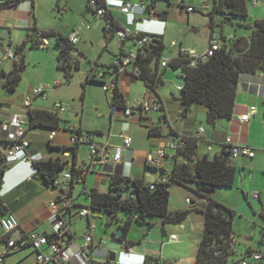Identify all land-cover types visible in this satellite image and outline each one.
<instances>
[{"label": "crops", "instance_id": "obj_1", "mask_svg": "<svg viewBox=\"0 0 264 264\" xmlns=\"http://www.w3.org/2000/svg\"><path fill=\"white\" fill-rule=\"evenodd\" d=\"M109 1L116 4L117 2L124 0ZM129 1L133 5L144 6L143 11H139V9L135 10L137 13L136 23L141 26L138 27V25H136L132 28L138 27L147 32L158 34L164 32L165 34L166 21L159 19L156 12L153 13V16L155 15L156 17L154 18L152 16L151 22L148 18H143V16L146 15V8L150 6L149 4L145 1L140 3H133V0ZM183 3L182 0L181 4ZM61 4V0H59L57 2L59 9H61ZM66 6H70L69 3H66ZM38 9L39 4L37 3V0H21L18 3L10 2L8 5L0 9V58L5 54L9 47L23 44L33 33V29H39ZM119 11L120 10L116 7L111 9L116 21L120 23L121 26H126L128 24V18L123 16V19H119L117 17ZM67 12L68 9L65 7L64 13ZM94 16L98 27L102 26V23H100V20L95 14ZM82 17H85L86 20L90 21L89 18H87V14L84 12ZM159 21L164 23L160 24L158 23ZM74 30L76 29H73L69 34L64 35L60 31L43 29V31H56L66 37L70 36ZM18 33L19 35L21 33V36L19 37V43L15 45L14 37L15 34ZM104 34L107 38L109 37V40L112 39L107 32L104 31ZM7 36L10 41L5 48L6 44L4 40ZM213 36L215 37L214 32ZM80 42L81 37L75 48H78ZM120 45V53L115 55L114 61L109 65L115 62L117 57L121 54L122 48H124L125 52L134 49V43L132 41H127L124 46H122L121 43ZM16 61L17 58L15 61H5L0 65L1 82L5 81L7 76L15 71ZM12 63H15V66L14 64L11 65ZM137 81L139 80L130 77L128 74H123L119 78L118 85L127 100L142 99L147 96L160 99L163 102V110L160 112L162 113L160 118L156 116V113L148 119L140 117L127 119L124 117L121 110H114L110 103V123H107L106 121L91 123L90 120L83 116L80 119V125L76 127L83 134H92L94 142L101 147H108L109 151L114 147L123 146L124 136L132 138L131 147L124 150L122 160L117 165L112 161L106 165L100 163L91 156L87 145L72 146V133L67 126L60 125V129L56 131V137L52 141L50 140V134L52 133L51 130L41 128L30 129L28 126L26 138L31 142V148L27 150L28 156L32 157L41 154L43 161L61 160L66 165L65 169L59 176V179L61 180V188L47 185L42 176L34 169L33 163L18 161L5 165V176L3 177L4 183L0 192V197L4 201L5 207L3 210H0V221L8 214H13L17 218L19 228L12 234L13 238L28 233L53 235L57 215L54 214L53 209L51 208V203L56 201L63 191L71 193L75 206L85 207V205L90 206L88 193L92 189H97L102 193H108L110 191V182L113 177H122L130 180L139 179L144 180L148 184H154L167 178L162 172L148 169L146 167V160L151 152L165 145L169 138H176V135L181 134L182 136L192 139H196L197 137L199 154L201 156L207 154L210 158H213L211 157L212 152H215L214 156L221 154L224 141L227 137H231L237 144L248 146L256 150L257 155L253 159L240 158L233 160V162L237 161V163H234L237 168L249 167L253 165L254 161L259 157L264 158V150L256 149L257 147L264 148L263 73L244 72L240 75L238 95L233 117L230 120H220L215 128L209 126L210 129L207 128V124L204 123V121L200 120L201 117H205L201 108L193 110V112L189 113L187 116H184L183 114L181 115V118L184 119V121L181 122V129L177 125H172L170 123V111L167 109L166 103L160 97L158 91L157 94H154L146 87L143 95L134 94L132 84ZM18 88L15 92L7 94L6 97L0 99L2 105L0 108V123H7L15 114L25 112V99L28 98L29 95L27 97H25L26 95L24 97L21 95L18 96ZM33 89H31L30 94ZM112 97L113 95L111 96V100ZM40 99L44 102H38ZM48 101L49 95L48 100L34 98L31 103V109L53 111L54 104L49 105V103H47ZM252 107L256 108V114L252 117L250 122L243 123L241 117L247 114ZM108 114L109 112L106 116ZM103 118L104 116L102 119ZM259 125H261V132H259V134H261L262 137V145L259 144L256 139L254 140V134ZM151 128L159 129L161 136H151L149 133ZM199 128H204L205 133L203 136L198 137ZM1 142L2 140H0V158L3 157L4 153L7 151V149L4 151L1 149V145L5 144ZM175 155L176 152L171 151L170 157L163 162L164 171L167 173L169 170H173L174 165L176 164ZM181 161L183 160L181 159ZM2 167L4 166L2 165ZM68 172L72 174V179L69 181L63 180L64 174ZM70 186H73L72 190ZM80 187H82V190L78 192ZM84 194H86V201H82L80 198ZM246 196L247 200H250L252 194ZM187 200L191 201L189 198H187ZM59 209V217L66 221L74 237L73 242L67 246L68 252L71 255L80 252V247L84 244V235L89 224H95L96 229L92 249L89 255H87V258L96 264H141L144 259L150 262H155L154 264H178L179 261H181V256L183 254L181 251L185 249V247L188 246L187 243H189L185 241V239H181L175 233V230L169 228L167 224H163L161 227L160 224L162 221L160 219H149L146 225L133 224L127 238L123 240L118 238L116 233L118 229L123 227L127 219L124 214H119L117 220L110 221L108 216L103 212H94L88 218H82L78 215V209L76 207L66 210L63 205L59 204ZM179 228L181 230L188 229L184 224H181ZM191 232L192 234L195 233L194 230H191ZM171 236H177L178 241L172 242L170 239ZM6 239L7 238L0 224V254H7L4 264H20L22 262H26V264H38L37 252L35 249L27 246L24 249L10 251ZM200 240L201 237L199 242ZM61 243L64 244L62 241ZM29 249H32L33 253H24ZM251 250L255 249L249 248L242 255V258H245V255ZM237 251L238 247L236 253ZM42 252L48 254L46 248H43ZM111 253L116 254V260L114 262L109 261ZM242 258L240 260H242ZM72 264L80 263L77 259H74Z\"/></svg>", "mask_w": 264, "mask_h": 264}, {"label": "trees", "instance_id": "obj_2", "mask_svg": "<svg viewBox=\"0 0 264 264\" xmlns=\"http://www.w3.org/2000/svg\"><path fill=\"white\" fill-rule=\"evenodd\" d=\"M5 1L6 3L3 7L10 2L18 3L21 0ZM107 1L98 0L97 9L108 11L107 16L111 20L112 29H105V32L111 38H115L116 31L122 29V26L116 21L112 12H109ZM248 3H250V0L213 1L214 13L224 15L225 21L239 18L240 26L253 29L249 39L250 46L247 51H237V43L240 39L235 38L233 41H227V37L222 34L220 38L224 41L223 45L206 61H198L195 66H190L192 60L180 52L178 57L170 59L167 67L181 70V77L184 80L180 99L182 114L187 116L193 110L201 108L205 114V123L212 128H215L220 120H230L233 117L240 75L244 72L264 74V19L256 20L254 26H252L248 21ZM155 4L156 0H153L152 5L154 6ZM88 5L89 9L96 15L97 9L92 7L91 0ZM145 11L148 20H151L154 9L148 6ZM157 16L163 21L168 20V12H158ZM32 32L22 45L13 47L17 58L15 69L17 72L5 81H0V91L5 89L13 93L17 90L22 80V74L26 70L25 49L27 46L31 48L43 47L42 39L49 40L50 44L54 41L55 46L59 50L58 68L65 72L66 85L69 84L74 69L78 68L79 61L75 65L68 61V58L73 56L72 51L77 46L70 42L69 36H63L56 31H43L37 28L33 29ZM142 36L148 37L150 42L136 48L137 58L132 62L129 69L131 67H139L142 72L141 75H133V78L143 81L152 93L157 94L159 84L162 82V69H167L162 67V62L165 59L164 54L167 49L165 36L155 34H142ZM213 37L212 32L210 39ZM127 41H132L134 47H136L135 38H129ZM126 42L121 43L122 46ZM125 54L126 52L122 48L121 54L115 62ZM114 63L101 67L98 64L93 66L87 75L86 83L97 82L103 86L105 81L98 80L97 74L103 73L104 78L108 79L109 76L117 71ZM118 83L119 78L116 80V87L111 90L113 91L111 106L114 110L119 109L122 111L126 98L121 92ZM159 101L163 105L160 99ZM1 106L0 103V108ZM60 125L61 118L58 112L41 109H31L29 111L30 129L41 128L55 132L60 129ZM149 133L151 136H161V132L157 128H151ZM184 140L186 145L176 152V164L171 174L168 175L167 182L160 181L148 184L144 180L113 177L108 193H102L97 189H92L88 193L92 213L103 212L110 221L117 220L119 214L124 213L127 219L123 227H121V239L125 240L133 224L146 225L149 219L155 218L160 219L163 224L181 225L187 218L190 209L199 210L204 217V229L198 244L195 264H230V259L237 255L236 251L231 248V242L236 239L233 228L236 212L214 199L213 194L217 188L235 187L237 167L234 165L230 152L225 145H223L221 154L210 158L207 154L202 156L199 154L197 137L196 139L186 137ZM65 165L61 160L33 163L34 169L42 176L45 183L53 187H55L54 182L59 179L61 172L65 169ZM3 166L6 169V166ZM163 175L166 176L167 172L163 171ZM1 179L2 175L0 173V181ZM170 182L192 189L201 197L202 206L200 208L191 207L187 211H177L176 217H173L174 213L170 210V192L166 188ZM190 183L194 184L195 187L189 186L188 184ZM152 186H154V189L151 188ZM70 187L72 190L73 186ZM69 195L71 196L70 192ZM4 207V201L0 197V210H3ZM46 236L50 242L57 240L54 234ZM6 238L8 245V242L13 237L6 236ZM70 239H74L73 234ZM24 248H15L12 251ZM253 251L256 250L249 251L245 258H249ZM245 258H242V260ZM154 263L147 261V264Z\"/></svg>", "mask_w": 264, "mask_h": 264}, {"label": "rangeland", "instance_id": "obj_3", "mask_svg": "<svg viewBox=\"0 0 264 264\" xmlns=\"http://www.w3.org/2000/svg\"><path fill=\"white\" fill-rule=\"evenodd\" d=\"M58 1L37 0L39 4L38 27L41 30L60 31L64 35L69 34L73 29L78 30L82 28L80 32L81 42L78 48L72 51L73 57L79 61V66L74 69L70 82L66 85L65 72L58 68L59 50L55 46L54 41L51 42L50 47L31 48L27 46L25 49L26 70L22 74L18 96H30V91L34 87L48 85L50 90H48L49 101L47 103L53 105L59 102L66 108L65 112H58L62 126L78 127L80 119L83 116L90 120L91 123L98 121L110 123V103L113 91L107 93L101 84L97 82L86 83V81L87 75L93 66L96 64L100 67L106 66L114 61L115 55L120 53V42L116 37L109 40V37L105 36L104 24L98 27L93 11L89 9L88 0H61L63 4L60 5L62 10L57 6ZM142 1H145L154 9L153 13L168 12L166 32L164 34L167 46L164 54L165 59L178 57L181 47L195 50L199 54L205 53L208 49L212 32H214L215 38H220L224 34L226 37H235L236 39H250L253 32L252 28L240 26L239 18L225 21L224 15L214 13V0H183V4H181V0H156L154 6L152 5L153 0H133V3H140ZM66 3H69L70 6H66ZM65 7L68 9L67 13H64ZM189 7L196 9V11L189 13ZM248 9V21L252 26H254L256 20L264 19V4L255 7L251 3H248ZM83 12L87 14V18L90 21L82 17ZM117 15L119 19L124 18L121 11ZM147 17L146 13L143 18ZM20 36L21 33L20 35L19 33L15 34V45L19 43ZM9 41L8 36L5 37V48L9 44ZM173 42L176 43L175 47H171ZM13 64L15 66V63L11 65ZM59 83L62 85L58 86ZM183 85L184 80L181 77L180 69L174 70L171 67L162 69V82L159 84L158 93L170 111V123L177 125L180 129L181 122L184 119L181 118L180 99L182 92L178 91V87H182ZM132 86L135 95H143L146 90L145 83L140 80L134 82ZM7 94H10V92L5 89L1 90L0 99L6 97ZM38 102L44 101L40 99ZM108 112L109 114L106 116ZM161 115L162 113L156 114L158 118ZM103 116L104 118L102 119ZM200 120L205 123V117H201ZM207 128L210 129L208 125ZM260 128L261 125L256 129L254 140L256 139L262 145V137L259 134L261 132ZM1 149L4 151L7 149V146L5 144L1 145ZM256 149L264 150V148L258 147ZM214 153H211V157H214ZM233 163H237V161ZM171 172L172 170H169L166 176L168 177ZM188 185L192 186V188L195 187L191 183ZM166 188L170 192V210L173 213H176L178 210L187 211L191 207L200 208L202 206L203 201L201 197L192 189L173 182L167 184ZM81 190L82 187L78 189V192ZM253 192L259 193L261 199L254 200L251 197L250 200H247L246 195H251ZM80 198L82 201H86V194ZM187 198L195 201L196 204L191 206ZM213 198L236 212L233 228L238 241V251L237 255L233 256L229 263L234 264V262L239 261L249 248L264 253V158L259 157L249 167L237 168L235 187L217 188ZM182 224L188 229L181 230L178 224H168V227L173 228L181 239L189 242L187 243L188 246L181 251L183 254L178 264H195L197 245L200 237L202 238L203 235V214L199 210L190 209L187 218ZM191 230H194L195 233L192 234ZM24 253H33V250L29 249ZM22 263L26 264V262ZM251 264L255 263L251 262ZM258 264H264V261Z\"/></svg>", "mask_w": 264, "mask_h": 264}, {"label": "built area", "instance_id": "obj_4", "mask_svg": "<svg viewBox=\"0 0 264 264\" xmlns=\"http://www.w3.org/2000/svg\"><path fill=\"white\" fill-rule=\"evenodd\" d=\"M5 3V0H0V9L4 6ZM250 3L253 6L257 7L260 4H264V0H250ZM91 5L93 8L97 9L98 0H91ZM107 7L110 13L113 7L118 8L123 13V15L128 18V24L126 26H122V29L116 31V38H118L119 42H126L129 38H135L136 40V47H134L133 50L126 52L124 56L119 57L118 60L114 63L117 71L114 70L115 72L111 76H109L108 79L104 78L103 73L97 74L98 80L105 81L103 88L107 93H109L116 87V80L117 78H120L121 75L128 74L130 77H133V75H141L142 72L139 67H131L130 69L129 67L137 58L136 48L142 47L150 42V39L148 37H143L142 34L164 35V32H162L161 34L151 33L147 32L144 29L138 28L141 25H138L136 23L137 13L135 10L139 9V11H143V5H133L129 0L119 1L116 4H113L108 0ZM194 11H196V9L192 7L188 8L189 13ZM107 12L105 9H97L96 12V17L100 20V23L104 24V31L105 29H112L111 20L107 16ZM158 23L163 24L164 22L159 21ZM136 25H138L137 28H132ZM81 30L82 28L80 30H74L69 36L70 42L75 46L80 41ZM234 39L235 37L226 38L227 41H233ZM223 43V39L213 37L209 40L208 49L205 53L199 54L195 50H188L183 47H181V52L192 60L190 66H195L198 61H206L209 57L213 56V54L221 48ZM42 45L43 47H48L50 45L49 40L42 39ZM175 46L176 43L173 42L171 47ZM9 60H16V54L12 46L9 47L6 50L5 54L0 58V65L3 64V62ZM68 61L72 65H75L78 62V60L73 56L69 57ZM169 63L170 59H164L162 62V67L167 68ZM61 85V83L58 84V86ZM48 90V85L35 87L31 95L25 99V112L15 114L7 123H0V140H2V143H5L7 146L6 153H4V156L0 158V170L2 165H9L18 161H22L24 163H36L43 161L41 154L32 157L28 156L27 150L31 148V142L26 138V134L27 128L29 126V111L31 110L32 100L34 98H42L43 100H48ZM181 90L182 87H178V91ZM53 106L55 112L66 111V108L62 103L57 102L54 103ZM162 108L163 105L159 101V99L147 96L142 99H126L124 108L122 109V113L127 119H134L137 117L148 119L154 114L160 113L162 111ZM256 112L257 110L255 107L250 108L249 112L241 117V121L243 123L250 122ZM69 131L72 133V146L87 145L89 147L91 156L104 165L108 164L111 161L116 165L119 164L122 160L124 150L129 149L132 144V138H130L129 136H124L123 146L114 147L111 151H109L108 147L99 146L94 142L92 135L81 133L79 129L76 128V126H69ZM204 133L205 129L199 128L198 137L203 136ZM55 137L56 131L50 134V140H54ZM184 138H186V136H182L181 134L176 135V138H169L165 145L151 152L147 156L146 167L150 170L163 173V162L170 157L171 151L177 152L180 148L185 147L186 142ZM224 145L227 147V150L230 152L233 160L240 158L253 159L257 155L256 150L248 146L235 143L231 137H227L225 139ZM71 179V173L68 172L64 174L63 180L69 181ZM162 181L167 182V178L163 179ZM54 186L55 188H61V180L57 179L54 182ZM151 188L154 189V186H152ZM252 198L254 200H259L260 194L257 192H253ZM59 204L63 205L65 209H72L76 207L78 209V215L82 218H88L93 212L90 206H75V203L69 193L63 191L58 199L51 203V208L53 209L54 214L57 215V221L54 225V235L56 236L57 240H55L54 242H50L49 238L46 235H40L37 233H28L25 235L21 234L17 238H11V240L8 242V249L12 251L15 248L19 249L30 245L37 252L38 264H72L74 259H77L80 264H96L87 258V255H89L92 249L96 229L95 224H89L84 235V244L82 247H80V252L75 255H71L68 252L67 246L68 244H71L73 242V239H70V237L72 236V232L66 221L58 215L60 211ZM0 224L5 236H12V234L15 233L19 228V222L13 214H8L3 217L0 221ZM170 239L172 242L178 241L177 236H171ZM61 241L64 242V244H62ZM237 247L238 241L235 239L231 242V248L232 250L236 251ZM43 248H46L48 250V254L42 252ZM6 258L7 254H0V264H4ZM263 259L264 254L261 251L256 250L249 255V258L237 261L234 264H251V262L260 263L263 261ZM144 264H147V261Z\"/></svg>", "mask_w": 264, "mask_h": 264}, {"label": "water", "instance_id": "obj_5", "mask_svg": "<svg viewBox=\"0 0 264 264\" xmlns=\"http://www.w3.org/2000/svg\"><path fill=\"white\" fill-rule=\"evenodd\" d=\"M153 17L155 18L156 16L154 15ZM249 46H250V41H249V39L242 38V39H240L239 42L237 43V51H238V52H245V51H247V50L249 49ZM16 72H17V70L11 72V73L8 75L7 79H8L10 76L16 74ZM0 163H1V159H0ZM0 173H1V175H2V179H1V181H0V192H1V188H2V185H3V183H4V181H3V177L5 176V169H4L3 167L1 168ZM190 204H191V206H194V205L196 204V202H195V201H192ZM176 215H177V214L174 213L172 216H173V217H176ZM160 226L162 227V226H163V223H161ZM116 236H117L118 238H121V236H122V230H121V229H118V230H117ZM126 250H127V249H126ZM115 260H116V254H115V253H111V254H110L109 261H110V262H114Z\"/></svg>", "mask_w": 264, "mask_h": 264}, {"label": "clouds", "instance_id": "obj_6", "mask_svg": "<svg viewBox=\"0 0 264 264\" xmlns=\"http://www.w3.org/2000/svg\"><path fill=\"white\" fill-rule=\"evenodd\" d=\"M1 168H2V167H1ZM146 261H147V260H146V259H144V260L142 261V263H141V264H144Z\"/></svg>", "mask_w": 264, "mask_h": 264}]
</instances>
